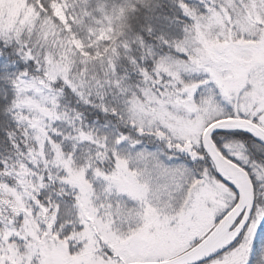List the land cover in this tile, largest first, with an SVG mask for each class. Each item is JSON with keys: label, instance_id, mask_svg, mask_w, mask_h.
Masks as SVG:
<instances>
[{"label": "snow or ice", "instance_id": "6c2138e0", "mask_svg": "<svg viewBox=\"0 0 264 264\" xmlns=\"http://www.w3.org/2000/svg\"><path fill=\"white\" fill-rule=\"evenodd\" d=\"M0 264H264V0H0Z\"/></svg>", "mask_w": 264, "mask_h": 264}]
</instances>
